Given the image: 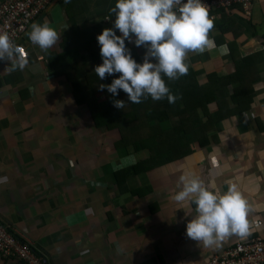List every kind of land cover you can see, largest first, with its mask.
Listing matches in <instances>:
<instances>
[{
    "label": "crops",
    "instance_id": "crops-1",
    "mask_svg": "<svg viewBox=\"0 0 264 264\" xmlns=\"http://www.w3.org/2000/svg\"><path fill=\"white\" fill-rule=\"evenodd\" d=\"M115 2L53 0L31 24L52 26L61 34L57 46L41 51L28 39L29 26L17 43L27 65L9 73L6 61L0 63V177H7L0 182V219L51 264H208L237 242L264 238V60L247 115L220 122L209 132V144L197 145L187 157L117 180V171L145 155L132 146L116 148L113 125L108 128L100 113L94 119L87 104L73 98L74 76L55 74L78 34L113 28L109 9ZM223 12L205 51L190 52L185 61L202 71L201 83L207 80L203 72L232 73L234 57L264 49V0H253L250 16L238 6ZM129 43L143 59L146 48ZM107 106L99 101L101 109ZM189 171L210 189L237 186L250 206L247 238L233 235L205 248L187 237L195 206L171 196L181 190L179 176ZM0 264L24 262L0 256Z\"/></svg>",
    "mask_w": 264,
    "mask_h": 264
},
{
    "label": "clouds",
    "instance_id": "clouds-1",
    "mask_svg": "<svg viewBox=\"0 0 264 264\" xmlns=\"http://www.w3.org/2000/svg\"><path fill=\"white\" fill-rule=\"evenodd\" d=\"M109 15H114L113 28L121 35H116L113 28L97 35L102 63L93 71L101 80L106 74L120 75L109 85H99L100 90L106 88L113 96L118 95V89L123 90L133 104L148 97L153 101L166 98L174 104L180 97L172 93L164 77L175 81L186 76L188 54L205 51L214 28L208 6L201 0H116ZM60 35L48 23H33L27 33L30 42L43 52L57 46ZM126 40L146 48L142 63L132 58ZM0 60L6 61L4 71L9 73L22 70L28 63L6 31H0ZM112 103L121 110L126 102ZM6 181L7 177H0V182ZM178 182L181 190L171 199L195 206V215L186 224V235L191 240L213 248L233 235L241 239L250 235V206L234 183H228L226 191L215 185L210 189L193 171L180 175Z\"/></svg>",
    "mask_w": 264,
    "mask_h": 264
},
{
    "label": "trees",
    "instance_id": "trees-1",
    "mask_svg": "<svg viewBox=\"0 0 264 264\" xmlns=\"http://www.w3.org/2000/svg\"><path fill=\"white\" fill-rule=\"evenodd\" d=\"M222 17L227 18L228 15L223 12ZM101 31L94 29L86 34H78L67 48L70 53H62L59 64L55 66V74H64L68 80L70 74V77L74 76L72 79L77 83L72 85L73 98L78 104H87L94 119L100 113L109 124L108 128L111 129L113 125L112 128L118 134L116 148L128 149L132 146L136 153L143 152L142 155H145L136 164L117 171V180L187 157L197 145L203 147L209 144V132L220 122L242 113L247 115L252 109L255 101L254 85L260 78L258 63L264 60V49L234 57L236 69L232 73L203 72L207 77L204 83L199 79L202 71L191 68H188L186 76L175 81L164 77L172 93L180 97L174 104H169L166 98L153 101L151 97L143 99L140 104H133L128 101L123 90L118 89V95L113 96L106 88L98 89L102 83L109 85L120 75L106 74V78L101 80L93 71L95 66L102 63L100 46L96 40ZM125 44L132 58L142 63L143 59L133 52L129 41L126 40ZM66 56L70 59H65ZM80 79H84V82H80ZM101 99L107 102L106 109L99 107ZM114 100L125 101L124 108H115L112 103ZM119 120H123L120 125L117 122Z\"/></svg>",
    "mask_w": 264,
    "mask_h": 264
},
{
    "label": "built area",
    "instance_id": "built-area-1",
    "mask_svg": "<svg viewBox=\"0 0 264 264\" xmlns=\"http://www.w3.org/2000/svg\"><path fill=\"white\" fill-rule=\"evenodd\" d=\"M53 0H6L0 3V31H6L17 45L31 23L37 19ZM186 2V0H185ZM208 6L210 18L217 20L220 12H232L240 7L245 15H251L253 0H201ZM2 60H0V63ZM261 221H255V228ZM0 256L15 259L24 264H51L50 257L33 248L12 233L0 219ZM208 264H264V238L255 236L237 242L221 255L213 257Z\"/></svg>",
    "mask_w": 264,
    "mask_h": 264
},
{
    "label": "rangeland",
    "instance_id": "rangeland-1",
    "mask_svg": "<svg viewBox=\"0 0 264 264\" xmlns=\"http://www.w3.org/2000/svg\"><path fill=\"white\" fill-rule=\"evenodd\" d=\"M65 59H70V57L66 56ZM102 84H104V83H102ZM104 85H105V84H104ZM98 89H100V88L98 87ZM123 93H125V92H123ZM122 121H123V120H119V121H117V122H118V124L120 125V123H122ZM172 125H173V124H172Z\"/></svg>",
    "mask_w": 264,
    "mask_h": 264
},
{
    "label": "bare ground",
    "instance_id": "bare-ground-1",
    "mask_svg": "<svg viewBox=\"0 0 264 264\" xmlns=\"http://www.w3.org/2000/svg\"><path fill=\"white\" fill-rule=\"evenodd\" d=\"M260 237V236H259Z\"/></svg>",
    "mask_w": 264,
    "mask_h": 264
}]
</instances>
